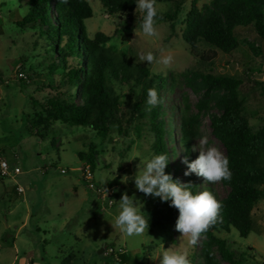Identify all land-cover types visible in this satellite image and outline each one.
I'll return each mask as SVG.
<instances>
[{
    "label": "rangeland",
    "instance_id": "rangeland-1",
    "mask_svg": "<svg viewBox=\"0 0 264 264\" xmlns=\"http://www.w3.org/2000/svg\"><path fill=\"white\" fill-rule=\"evenodd\" d=\"M87 1L93 9V17L85 21L90 38L99 32L106 34L109 41L105 46L117 58L148 67L160 74L167 86L176 84L173 92L165 91V105L167 124L173 127V142L169 147L176 148L171 165L179 166L181 184L188 168L183 163L184 150L179 144L180 113L177 111L171 121L170 107L183 109L182 96H188L192 113H199L200 117L199 135L193 147L199 138L207 136L209 146L217 147L226 156L225 147L211 130V114L218 110L210 109L204 92L192 86L187 75L224 74L241 79L244 114L254 129L263 125L264 40L253 26L237 30L240 45L230 54L203 43L191 52L182 35L194 0H187L182 6L175 31L171 22L163 18L174 9L175 2L157 1L160 15L157 38L142 33L140 12L131 19H119L108 15L100 0ZM196 1L200 9L211 4V0ZM28 9V0H0V159L9 166V175H0V264H62L70 254L75 256L73 264H118L117 257L126 264H159V258H151L159 256L163 246L187 250L191 263L201 264L199 250L204 239H199V246H188L175 230V222L162 223L133 237L125 236L111 225L125 192L136 197L145 217H149V200L154 197L139 192L132 179L138 165L143 170L147 160L155 155L152 149L155 137L148 126L142 124L139 134L136 121L126 135L115 133L101 138L90 127L55 122L43 136L33 133L30 121L36 108L32 101L47 96L51 91L48 85L58 81L60 71L52 75L45 68L43 49L35 45L38 39L35 30L18 26ZM142 51H152L157 61L167 55L173 59L169 65L148 64L139 60ZM19 72L28 79L20 80ZM114 85L121 96V113L127 116L140 89L116 80ZM200 107L207 108L201 111ZM192 154L195 160L199 150ZM125 175L129 180L122 183ZM198 178L220 200L228 194V188L221 182L212 184ZM19 188L23 189L22 193ZM253 217L258 231L247 238L234 228L215 233L228 242L241 264H264V199L255 206Z\"/></svg>",
    "mask_w": 264,
    "mask_h": 264
},
{
    "label": "trees",
    "instance_id": "trees-1",
    "mask_svg": "<svg viewBox=\"0 0 264 264\" xmlns=\"http://www.w3.org/2000/svg\"><path fill=\"white\" fill-rule=\"evenodd\" d=\"M100 1L108 15L119 19H131L136 12H140L136 9L135 0ZM157 1L175 2L174 9L163 15L175 31V21L187 0ZM28 6L27 15L17 24L21 28L35 30L38 36L35 45H41L46 58L45 68L49 73L54 75L60 71L58 81L48 85L51 91L47 96L32 101L36 108L30 121L33 133L43 136L51 124L61 122L90 127L99 137L107 138L115 133L128 134L138 121L135 125L138 133L142 131V124L148 126L155 137L153 152L168 156L170 162L165 172L178 180L180 168L171 165L176 148L169 147V143L173 142V127L167 124L165 105V91L173 92L176 84L167 86L161 75L148 67L117 58L105 46L109 41L106 34L99 32L90 38L85 21L93 17V9L87 0H67L66 3L64 0H28ZM249 26H253L264 40V0H211V4L201 9L194 0L186 15L182 37L191 52L203 43L230 54L240 45L237 30ZM251 48L254 49V46L251 45ZM187 78L192 86L204 92V100L211 104L210 109L218 110V113L211 114V130L225 147L232 172L230 181H221L229 190L221 200L211 187L202 186L196 174L186 176L184 180V184H192L193 194L207 190L223 204L216 222L200 237L204 239L199 250L201 264H241L228 242L216 237L215 233L234 228L241 237L247 238L258 231L253 210L264 199V123L254 129L245 116V99L240 93L241 79L224 74L197 73L187 75ZM115 80L140 89L127 116L121 113V96L115 89ZM149 89H156L160 98L158 106L151 111H148L146 103ZM181 100L183 109L178 110L171 105L170 119L172 121L173 115L179 111V144L184 150V159L187 157L191 162L194 160L191 149L199 135L200 117L199 113H192L188 96H182ZM206 108L200 107V110ZM170 204L171 201L162 202L158 197L149 200V228L176 222L179 213ZM74 259V254H70L62 264H73ZM122 263H125L124 259Z\"/></svg>",
    "mask_w": 264,
    "mask_h": 264
},
{
    "label": "clouds",
    "instance_id": "clouds-1",
    "mask_svg": "<svg viewBox=\"0 0 264 264\" xmlns=\"http://www.w3.org/2000/svg\"><path fill=\"white\" fill-rule=\"evenodd\" d=\"M66 3L67 0H64ZM136 9L143 13L140 29L146 37L157 38V0H135ZM135 31V30H134ZM136 33V32H135ZM137 34V33H136ZM163 51V50H161ZM141 62L163 63L169 65L172 56H162L157 61L152 51L140 52L138 54ZM148 111L160 103L159 94L156 89H149L147 92ZM191 151L199 150L195 160L189 162L185 157L183 163L188 170L185 176L196 174L202 177L207 183H218L223 180H231L232 172L229 167V159L217 147L209 146L207 136L196 141ZM135 159V158H133ZM170 160L166 154L154 155L147 160L143 170L139 169L132 177L136 189L146 196L158 197L162 202L171 201L170 206L178 210V217L175 222V230L181 233V238L186 239L187 245L194 247L200 237L209 227L214 224L223 208V204L210 191H201L193 194L192 184H181L174 180L171 174H166L165 169ZM129 177L125 175L121 182L127 183ZM107 193V189L105 188ZM135 196H129L125 192L119 200V211L111 223L114 229L118 228L127 237L141 236L148 232L149 220L145 217L141 206L137 204ZM159 258V264H191L187 250H179L173 247L164 248L161 254L151 259Z\"/></svg>",
    "mask_w": 264,
    "mask_h": 264
},
{
    "label": "built area",
    "instance_id": "built-area-1",
    "mask_svg": "<svg viewBox=\"0 0 264 264\" xmlns=\"http://www.w3.org/2000/svg\"><path fill=\"white\" fill-rule=\"evenodd\" d=\"M18 69L21 70V66H18ZM19 78L24 79V80L28 79V77L23 72H19ZM8 169H9V166H8L7 162L3 159H0V175L1 176H8L9 175ZM18 191H19V193H22L23 189L19 188ZM110 253L113 254V250L110 251ZM117 261H118V264H126V263H122V260L119 259L118 257H117Z\"/></svg>",
    "mask_w": 264,
    "mask_h": 264
}]
</instances>
